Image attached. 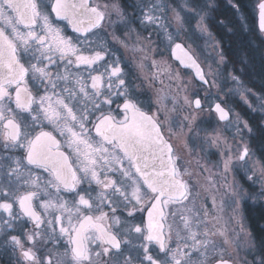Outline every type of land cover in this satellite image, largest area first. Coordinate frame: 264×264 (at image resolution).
Listing matches in <instances>:
<instances>
[{
    "label": "snow or ice",
    "instance_id": "snow-or-ice-1",
    "mask_svg": "<svg viewBox=\"0 0 264 264\" xmlns=\"http://www.w3.org/2000/svg\"><path fill=\"white\" fill-rule=\"evenodd\" d=\"M252 205L264 0H0V264H264Z\"/></svg>",
    "mask_w": 264,
    "mask_h": 264
},
{
    "label": "flooded vegetation",
    "instance_id": "flooded-vegetation-1",
    "mask_svg": "<svg viewBox=\"0 0 264 264\" xmlns=\"http://www.w3.org/2000/svg\"><path fill=\"white\" fill-rule=\"evenodd\" d=\"M177 150L182 153V142L181 141H175ZM210 203V200H209ZM264 211L263 207L252 205L248 212L246 213L247 219L245 220V224L249 227L250 230H252L255 234H257V229H264L263 226H261L260 219H257V215L254 212L258 211Z\"/></svg>",
    "mask_w": 264,
    "mask_h": 264
},
{
    "label": "trees",
    "instance_id": "trees-1",
    "mask_svg": "<svg viewBox=\"0 0 264 264\" xmlns=\"http://www.w3.org/2000/svg\"><path fill=\"white\" fill-rule=\"evenodd\" d=\"M245 3H248L247 0H244ZM257 71H259V61H257ZM259 84V81L257 79V86ZM256 215H257V219H260V223H261V226L264 227V211H256L254 212ZM261 234H264V229H257V235H261Z\"/></svg>",
    "mask_w": 264,
    "mask_h": 264
},
{
    "label": "rangeland",
    "instance_id": "rangeland-1",
    "mask_svg": "<svg viewBox=\"0 0 264 264\" xmlns=\"http://www.w3.org/2000/svg\"><path fill=\"white\" fill-rule=\"evenodd\" d=\"M247 2L250 3V0H247ZM186 78H188V77H186ZM182 155L184 156V161L187 164V166L190 168V170L195 169L196 158L188 156V154L186 152H183V150H182ZM189 161L191 162L190 164H188ZM263 209H264V207H263Z\"/></svg>",
    "mask_w": 264,
    "mask_h": 264
}]
</instances>
